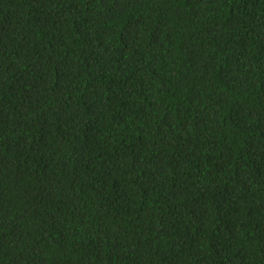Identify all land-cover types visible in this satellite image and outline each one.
Instances as JSON below:
<instances>
[{"label": "trees", "instance_id": "trees-1", "mask_svg": "<svg viewBox=\"0 0 264 264\" xmlns=\"http://www.w3.org/2000/svg\"><path fill=\"white\" fill-rule=\"evenodd\" d=\"M0 264H264V0H0Z\"/></svg>", "mask_w": 264, "mask_h": 264}]
</instances>
